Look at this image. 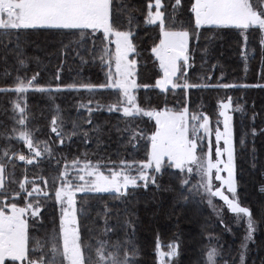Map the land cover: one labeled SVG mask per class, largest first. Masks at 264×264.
<instances>
[{"label": "trees", "instance_id": "1", "mask_svg": "<svg viewBox=\"0 0 264 264\" xmlns=\"http://www.w3.org/2000/svg\"><path fill=\"white\" fill-rule=\"evenodd\" d=\"M191 2L182 0V6L174 10L175 0H162L161 9L166 30L191 33L188 66H182L186 76L178 77L181 84L195 85L191 88L163 92L156 85L163 74L152 49L162 33L158 24L146 22L147 5H154L155 0H112L113 27L133 33L131 59L136 64L134 95L139 107L177 113L187 108L192 115H206L214 126L222 104L231 100L237 197L241 206L251 210L255 231L246 240L245 226L232 222L228 213L212 210L195 190L185 193L187 199L181 198L178 170L166 164L157 181L160 189L152 185L147 190L130 188L127 197L94 191L75 196L86 256L94 254L98 241H103L118 259L127 257L128 264H158V247L167 251L175 244L177 255L169 264H208L212 249L220 252L217 264L222 259L242 264V258L243 264H264V34L231 27L195 29ZM105 47L112 49L108 38L91 29L0 30V89H9L0 92V163L5 165L6 188L18 190L27 176L50 193L41 199L40 216L28 219L29 248L35 249L30 256L37 264L49 258L50 237L59 232L61 207L54 198L59 181L54 183L53 178L64 164L99 162L107 173L112 168L118 171L123 161L133 165L130 171L136 175V164L146 158L149 137L156 130L148 116H124L122 103L120 111H109V105L123 101L119 90L82 87L108 82L109 66L100 59ZM33 76L35 88L48 90L11 91L18 78L27 82ZM16 103L25 109L24 125L18 122L22 117ZM54 119L63 133V144L51 131ZM21 131L30 132L42 151L32 165L18 159L19 154L33 158L19 139ZM45 143L51 156L43 152ZM41 177L48 181L46 186ZM189 179V186L195 184V179Z\"/></svg>", "mask_w": 264, "mask_h": 264}, {"label": "snow or ice", "instance_id": "2", "mask_svg": "<svg viewBox=\"0 0 264 264\" xmlns=\"http://www.w3.org/2000/svg\"><path fill=\"white\" fill-rule=\"evenodd\" d=\"M181 6L182 0H175L174 10ZM147 7L146 22L158 23L163 37L152 49L163 70V77L156 82V85L165 91L169 85L173 89L194 87L195 85L187 81L181 84L175 79L178 73L186 76V72L182 71V65L187 64L189 60L188 45L191 33L188 30L165 29V12L161 11L164 7L162 0H155L154 5L149 3ZM190 11L194 14L195 29L207 25L234 27L245 32L255 29L264 34V0H194L191 2ZM113 24L112 0H0V30L91 29L93 32L102 31L104 38L114 36V51L105 47L100 56L101 61L109 66L108 82L101 85L87 84L82 87L89 91L97 87L118 89L122 93L123 101L109 105V111H120L122 103L125 105L122 108L124 116L154 117L156 124V130L149 137L150 149L146 158L136 164V175H132L130 171L133 165L123 161L118 171L115 168L109 169L108 175L101 170L102 166L99 162L85 161L81 166L79 160H73L71 165L64 164L63 171L53 178L54 183L59 181V187L54 191V198L61 206L59 232L51 235L49 258L46 261L41 260L40 264H128L127 257L124 260L118 259L116 253L109 251L106 242L103 241H98L94 254L85 255L77 216L76 191L110 192L127 197L130 195V188L147 190L152 185L160 189L161 185L157 181L158 178H162L166 164L169 168L178 170L176 175L179 176L181 198L187 199L185 193L191 195L194 190L207 196L209 204H212L213 197H219L232 213L246 218L248 233L246 239H251L255 231V221L251 210L241 206L237 197L233 132L230 123L232 117L227 114L231 100L222 104L225 110L220 113L224 117L223 131L217 130L215 133L216 143L219 144L223 140L225 145L223 151L220 148L216 149V156L222 157L226 152L227 161L221 159L213 161L210 143L207 152L200 148L198 153L199 142L210 134L209 118L206 115L189 116L187 108L179 113H172L168 110L148 111L139 107L135 95L131 94L137 87L133 79L135 61L129 59L130 54L135 51V45L132 42L133 33L119 31L113 27ZM111 43L113 41L109 40V44ZM261 44L264 45V39L261 40ZM113 62L115 72L111 71ZM35 80V76L27 82L18 78L17 86L11 91L24 94L30 88L40 92L48 90L42 87L35 88ZM231 86L223 85V87ZM3 91H9V89H0V92ZM15 108L19 110L22 117L18 121L19 124L24 125L25 109L19 103L15 104ZM89 112H91L90 108ZM189 119L199 123L190 125ZM87 122L92 123L90 119ZM201 129L204 137L200 135ZM51 131L63 144V133L58 130L55 119L52 121ZM19 139L27 145L33 158L19 154L18 159L32 165L34 158L41 157L42 151L34 143L30 132L21 131ZM43 152L49 156L52 155V150L47 143L44 144ZM7 155L8 152L5 151L4 156ZM222 171H227V178L219 175ZM194 172L199 177V181L189 186V177ZM213 178L220 180L222 185H226L230 196L226 195L221 187L213 188ZM74 180L82 183L74 184ZM41 182L45 186L48 184L43 177ZM49 196L47 187L38 186L35 180L29 181L27 176L23 182L19 183L18 190L9 192L6 188L5 165L0 163V264H5L6 260H10L12 264H37V261L30 256V251L34 252L35 249L29 248L28 219L40 216L41 199H47ZM18 201L23 202V206H20ZM36 244L39 247L40 241ZM168 247L170 249L168 253L159 252L160 264H164L165 256L177 255V245L172 244ZM244 247L246 248V244ZM89 248H91L90 245ZM215 255V249L209 251L208 264H215Z\"/></svg>", "mask_w": 264, "mask_h": 264}, {"label": "rangeland", "instance_id": "3", "mask_svg": "<svg viewBox=\"0 0 264 264\" xmlns=\"http://www.w3.org/2000/svg\"><path fill=\"white\" fill-rule=\"evenodd\" d=\"M154 10H155V8H154ZM158 24V23H157ZM204 27H218V26H204ZM203 27V28H204ZM223 28H226V27H223ZM231 28H234V27H231ZM241 32H245V31H243V30H241V29H239ZM163 38V37H162ZM108 40H111V41H113V43H111V45H112V51H114V49H115V44H114V40H115V37L113 36V37H109L108 38ZM188 47H189V45H188ZM132 54L133 53H131L130 54V56H129V59L130 60H132L131 59V56H132ZM182 66H184L185 68H187V66H188V62H187V64H185V65H182ZM162 70V69H161ZM111 71L112 72H115V63L113 62L112 63V65H111ZM133 71H134V77H133V79H135L136 78V64H135V68L133 69ZM109 72V71H108ZM162 74H163V70H162ZM178 77H179V73H178V76L175 78V79H177V81H178ZM136 81V80H135ZM178 82H180V81H178ZM158 87V86H157ZM137 88V87H136ZM136 88L135 89H133L132 90V92H131V94L132 95H134V90H136ZM161 91H163V92H166L167 90H169V89H173L170 85L168 86V89L165 91L164 89H161L160 87H158ZM111 89H115V88H111ZM175 89H177V88H175ZM115 90H118V89H115ZM122 94V93H121ZM229 110H230V107L227 109V114L229 115ZM222 111H225L224 109H223V107H221V112ZM161 112H163V111H161ZM169 112H172V113H177V112H173V111H169ZM220 112V113H221ZM188 113H189V116H191L192 114L188 111ZM230 116V115H229ZM151 119L155 122V118L154 117H151ZM200 122H202V121H200ZM197 123H199L198 121H192L191 119H189V124L191 125V124H197ZM223 123H224V117L223 116H221L220 115V118L217 120V122L215 123V125L214 126H212V123H211V121L209 120V128H210V134L206 137V138H204V139H202V141L201 142H199V148H198V153H199V151H200V148H202L203 149V151L204 152H207L208 151V147H209V143H210V146H211V150H212V159H213V161H215V160H217V159H221V160H223V161H227V153L225 152L224 153V155L222 156V157H217L216 156V149L217 148H220L221 149V151H223V149L225 148V145H224V143H223V140H221L220 141V143L219 144H217L216 143V139H215V133H216V131L217 130H219V131H223ZM231 127H232V120H231ZM232 132H233V130H232ZM200 135H201V137H204V133H203V130L201 129V132H200ZM42 156V155H41ZM39 158H41V157H39ZM39 158H34V161H36L37 159H39ZM234 163H235V160H234ZM221 167H223V165H221ZM105 175H108L109 174V172H107V173H104ZM235 181H236V167H235ZM219 175L220 176H222V177H224V178H227V175H228V173H227V171H222V172H220L219 173ZM214 176H215V173H214ZM193 179H195V181H194V183L196 184L198 181H199V177L195 174V172L192 174V176H191ZM80 183H82V182H80ZM213 188L215 189L216 187H221L224 191H225V194L226 195H229L230 196V194L229 193H227V188H226V185H222V182L220 181V180H216L215 178H213ZM89 192V191H88ZM79 193H85V191H76V194H75V196L77 195V194H79ZM200 193V192H199ZM200 197L202 198V199H204L205 200V203L206 204H208V206L212 209V210H214V211H216L217 213H219V214H224V213H228V214H230V216H231V221L232 222H235V223H237V224H241V225H243V226H245V228H246V233H247V222H246V218H244V217H239V216H237L235 213H232L231 211H230V209H228V207H227V205L224 203V201H222L219 197H213L212 198V204H209L208 203V197L207 196H205V195H203L202 193H200ZM56 203L60 206V204L56 201ZM66 206V205H65ZM61 207V206H60ZM60 217H61V211H60ZM59 223H60V220H59ZM247 235H248V233H247ZM247 237V236H246ZM247 240V239H246ZM213 250V249H212ZM170 251V249L169 250H167V251H165V250H163V249H161V247H158V249H157V255H158V264H160V256H159V252H163V253H168ZM211 251V250H210ZM215 252H216V255H215V264H217V261H218V259L220 258V252L219 251H217L216 249H215ZM174 257H169V256H165L164 257V264H169L170 263V261L173 259ZM7 261V260H6ZM241 263L243 264V258H242V260H241ZM219 264H227L226 263V261L224 260V259H222V261L219 263Z\"/></svg>", "mask_w": 264, "mask_h": 264}]
</instances>
